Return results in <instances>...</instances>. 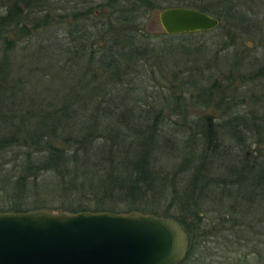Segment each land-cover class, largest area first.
I'll list each match as a JSON object with an SVG mask.
<instances>
[{
  "label": "trees",
  "instance_id": "obj_1",
  "mask_svg": "<svg viewBox=\"0 0 264 264\" xmlns=\"http://www.w3.org/2000/svg\"><path fill=\"white\" fill-rule=\"evenodd\" d=\"M162 1L80 0L87 9L76 17L88 18L96 2L103 5L104 18L93 24L87 36L86 29H74L73 39L63 45L53 41L49 17L35 21L33 28L24 22L28 14L42 12L52 0H8L4 4L7 10L0 17V43L4 42L0 57V197L7 202L1 201L4 206L0 211L52 207L70 212H117L126 207L128 211L159 215L156 209L168 201L161 213L178 220L189 233V253L180 263L185 264L198 259V235H210L202 211L214 197L220 206L233 202L231 207L236 211L246 209L253 198L264 201V158L250 153L246 139L255 134L257 143L264 141L260 123L264 114L254 109L233 111L236 103L227 93L229 85L220 90L216 81L200 96L202 105L224 108L218 121L212 113L195 119L184 115V124L170 126L153 107L140 108L135 100V106L129 105L133 97L121 87L124 76L133 68L159 64L165 53V48L158 47L159 41L180 38L183 40L178 44L187 48L186 37L207 33L163 32V38L155 40L145 22L153 10L165 8ZM169 2L206 11L220 19L219 26L221 19L227 20L229 26L221 28L218 43H224L223 38L232 42L235 35L231 26L237 19H246L236 9L235 0ZM23 38L28 44L21 59L43 61V65L31 62L26 74H22L23 63L15 65L10 60L18 52L17 41ZM225 43L223 47L228 46ZM28 70L42 76L31 78ZM45 76L66 78L67 84L70 78L72 87L59 98L61 105L49 110L25 107V103L35 105L41 99L39 94L30 96L28 84L35 78L44 82ZM228 81L232 84L233 77ZM85 102L94 103L91 113L82 106ZM77 103L81 106L76 107ZM228 137L239 145L224 147ZM163 148H176L173 155L164 158L167 162L158 153ZM10 153L15 164L7 172L4 166ZM177 159L181 161L179 168L170 170ZM41 177L48 180L39 182ZM41 185L57 192L54 201L30 207L25 201L40 192Z\"/></svg>",
  "mask_w": 264,
  "mask_h": 264
},
{
  "label": "rangeland",
  "instance_id": "obj_2",
  "mask_svg": "<svg viewBox=\"0 0 264 264\" xmlns=\"http://www.w3.org/2000/svg\"><path fill=\"white\" fill-rule=\"evenodd\" d=\"M7 1L0 0V17L6 13L7 8L4 4ZM79 1L52 0L50 6H45V10L42 12L35 15L28 14L27 18H24V22L28 23L29 28H33L35 21L49 17V24L51 25L49 32L51 31L53 41L60 45L73 39L72 31L74 29H86L84 32L87 36L89 31H93V24L102 21L104 18V7L94 2L91 8L92 14L88 18L76 17V13H81V11L87 9L86 5H82L83 3ZM235 1L236 9L245 14L246 19L244 21L237 19L236 24L231 26L235 35L232 42L229 38H223L222 40L224 43L226 42L227 47H223L224 43H218L219 37L222 35L221 28L229 26L228 21L222 19L219 28L194 38L186 37L187 48L186 45L183 48L182 45L178 44L177 41L183 40L180 38L172 39L171 42L168 40L159 41L158 47L165 48L162 61L159 64L148 63L144 69L133 68L131 74L124 76L121 87L129 91L133 97L129 105L135 106L137 103L140 108L153 107L154 111H160V114L166 118L165 123L170 126L184 124L186 122L184 115L195 119L199 115L212 113L217 116L218 121L223 118L224 108H221L222 110L217 109L213 105L207 107L202 105L200 100V96L205 94L217 81L220 90L227 85L230 86L227 93L231 98H235L233 103H236L233 104L236 105L233 111H252L254 109L260 114H264V0ZM160 5L165 8L181 6L177 3H170L169 0H163ZM161 10L162 8L153 10L151 16L145 22L147 30L155 40L163 38L161 35L164 31L158 17ZM12 32L11 30L10 33ZM43 35L46 36V33ZM17 37L20 36L17 35ZM27 42L28 39H19L16 45L17 54L14 57L10 56L12 64L23 63L22 74H26L24 73L26 67L28 68L31 62L32 65L37 62L43 65V61L38 58H28L29 61L28 59H21L25 55L23 48L28 44ZM3 47L4 42L0 43V57ZM65 60H61L59 65H63ZM15 65H12V67ZM11 70L15 72L16 68L14 70L11 68ZM17 70L19 72L20 69ZM28 74L31 78L39 75L30 73L29 70ZM39 76H42V74ZM229 76L233 77L232 84L228 81ZM30 77L29 79L32 82ZM45 77L44 82H38V79L35 78L34 82L28 84L27 92L30 96L39 94L41 99L35 105L25 103V107L49 110L61 105L59 98L66 95L69 88L72 87L69 86L71 85L69 84L71 83L70 78L67 80V84L65 83L66 78H64V81L59 76L55 77V80L50 76ZM74 79L77 78L74 77ZM217 92L214 89V93L217 95L216 98H219ZM177 103H179V107L175 109ZM93 104V102H85L82 105L87 106V109H89L86 113H91L94 108ZM75 105L76 107L81 106L79 103ZM81 120L78 119L79 122ZM260 123L264 126V119ZM246 139L250 153L264 158V141L257 143L259 139L255 134H250ZM233 145L236 146L239 143L228 137L223 146L231 148ZM175 149L163 148L158 153L163 161L167 162L164 158L173 155ZM240 149L242 151L243 148L240 146ZM180 163V159L174 160L173 165L171 163L170 170L174 171L179 168ZM225 163L230 165L231 161ZM14 164L13 154L10 153L4 168L9 172L8 170ZM42 180H48V178L41 177L38 179L39 182ZM54 193L57 194V192ZM54 193L48 191L47 185H41L40 192L37 191L25 203L28 202L31 207L35 204L53 202ZM261 199L259 197L253 198L250 202L248 201L249 203L247 202L246 209L236 211L231 207L233 202L228 201L225 206H220L218 200L214 197V200L210 201L211 204H206L202 211L205 218L204 224L210 235L207 238L198 235V238H196L198 259L185 264H264V201ZM1 201L7 202V198L0 197V206H4ZM167 205H169L168 201L163 202L161 207L156 209L159 215H163L161 212L165 210ZM40 208L51 209L52 207ZM34 209L39 208L32 207L30 210ZM122 209L117 212H129L126 207Z\"/></svg>",
  "mask_w": 264,
  "mask_h": 264
},
{
  "label": "water",
  "instance_id": "obj_3",
  "mask_svg": "<svg viewBox=\"0 0 264 264\" xmlns=\"http://www.w3.org/2000/svg\"><path fill=\"white\" fill-rule=\"evenodd\" d=\"M170 34L208 32L220 19L187 6L159 11ZM190 238L173 217L144 213L0 211V264H180Z\"/></svg>",
  "mask_w": 264,
  "mask_h": 264
}]
</instances>
